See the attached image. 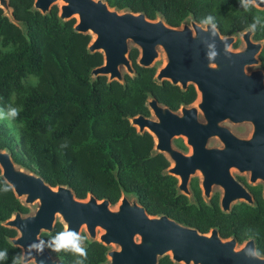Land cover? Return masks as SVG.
I'll return each mask as SVG.
<instances>
[{
    "label": "trees",
    "instance_id": "1",
    "mask_svg": "<svg viewBox=\"0 0 264 264\" xmlns=\"http://www.w3.org/2000/svg\"><path fill=\"white\" fill-rule=\"evenodd\" d=\"M103 1L109 8L142 13L148 20L161 17L173 28L187 19L203 23L212 16L222 36L248 27L256 30V38L264 36V10L251 5L246 10L240 0ZM32 3L8 0L13 20L23 28L10 23L0 9V110L18 126L14 150L9 131L0 124V150H7L16 165L38 174L48 186L68 187L76 199L89 193L113 205L121 193L135 195L149 216L165 215L202 234L213 228L221 239L233 238L237 244L252 238L256 254L264 256L262 202L255 209L238 205L221 214L215 200L207 205L200 199L194 183L188 202L176 192L175 179L162 174L168 163L162 155L151 154V136L137 135L127 121L147 115L148 96L174 110L193 100V89L180 92L166 81L155 84L153 67L135 65L134 48L128 59L135 74L123 75L122 85L108 84L105 77L89 80L90 69L102 63L99 53L86 52L90 36L73 32L74 19L59 22L55 6L42 16L31 11ZM28 77L35 79L34 85L27 84ZM11 108L19 110L15 119L9 116ZM4 187L0 178V223L14 211L27 213L11 190L2 192ZM60 232L62 226L55 223L51 234L40 235L60 264H105L106 248L96 242H84L86 259L71 250L53 251L51 241ZM15 236L13 230L0 226V252L5 253L0 264H20L19 249L7 242ZM158 264L173 263L164 256Z\"/></svg>",
    "mask_w": 264,
    "mask_h": 264
},
{
    "label": "water",
    "instance_id": "2",
    "mask_svg": "<svg viewBox=\"0 0 264 264\" xmlns=\"http://www.w3.org/2000/svg\"><path fill=\"white\" fill-rule=\"evenodd\" d=\"M57 2V20L75 19L73 32L90 36L86 52H97L102 57L101 65L90 69L89 80L105 77L108 84L114 81L122 85V71L129 77L135 74L128 59L130 46L138 52L135 65L144 69L152 67L160 50L164 64L155 71L152 79L155 84L166 81L181 91L195 84L197 107L204 117L213 102L216 107L221 105L224 117L251 126L248 139L239 140L227 133L224 149L220 151L204 149L193 128L194 108L181 107L179 114L172 113L148 96L145 105L152 119L143 115L127 118L137 135L146 132L151 136V154L162 153L171 162V167L162 174L177 178L178 193L189 197L188 180L198 173L205 201L211 186L223 189L219 200L222 212H228L230 204L242 196L251 205V200L241 195L228 174V169L234 167L247 172L251 182L264 181V86L260 79L244 76L242 64H233L245 58L247 50L225 56L224 42L230 45L232 38L221 37L211 24L198 25L187 19L173 28L161 17L148 20L142 13L111 9L103 0H33L31 11L47 15ZM244 3L251 5V0ZM254 8L264 10V0ZM0 9L10 23L23 28L13 20L8 0H0ZM250 33L247 30L242 35ZM212 44L215 48L209 47ZM213 52L216 58L209 61L206 55ZM175 136H183L191 146L199 142L194 153L184 156L172 149L170 140ZM20 167L7 150H0V178L4 183L10 182L11 192L21 206L34 207L29 215L14 211L0 223L16 233L7 242L19 249L20 264H60V258L52 256L40 238L42 233L51 234L55 223L62 226V231L67 228L78 237L83 230L89 242L104 248L113 246L104 254L105 264H158L164 256L173 264H264V256L256 254L252 238L237 247L233 238L221 239L216 229L202 234L165 215L149 216L135 195L127 198L121 193L113 208L108 200L98 201L89 193L85 199H76L68 187H50L38 174ZM225 191L231 194L227 196ZM79 244L86 247L82 240Z\"/></svg>",
    "mask_w": 264,
    "mask_h": 264
},
{
    "label": "flooded vegetation",
    "instance_id": "3",
    "mask_svg": "<svg viewBox=\"0 0 264 264\" xmlns=\"http://www.w3.org/2000/svg\"><path fill=\"white\" fill-rule=\"evenodd\" d=\"M197 24L202 25L203 23H197ZM247 30H250L251 33L248 36L244 37L242 34ZM255 32L256 30L254 28L248 27L228 36H222L220 34L219 35L221 37L232 38V42L230 44L231 48L229 50L230 53L234 54V53L244 52L245 50H247V52L245 53L246 57L235 60L233 64L236 65L242 64V74L244 76H254V78L260 79L262 85L264 86V36L262 38H256ZM246 42L250 43V45L246 46ZM254 45H258L257 48H255ZM188 87H191L194 91V98L190 103L188 104L180 103L174 110H171L170 108H168L167 106L161 103L158 102L157 103L163 107H166L172 113H176V114H179V110L181 107L194 108L193 128L195 130V133L200 135V139L204 144L203 145L204 149L220 150V151L223 150L225 146V142L227 141V133L239 140L248 139L251 133V126L248 123L235 122L233 120L224 117V115L222 114L223 109L221 108V105H218L216 107L214 103L211 102L210 105H208V110L206 111V116L204 117L200 109L197 107L199 97H198V93L195 90V84L188 85L186 89ZM177 88L179 89L180 92L186 91V89L184 91H181L179 87ZM144 107L147 112V115H143V116L152 119L151 112L146 107L145 103H144ZM198 143L199 142H194L193 146L188 145L183 136H175L172 137L170 140L171 148L184 156L192 155ZM152 150H153V144L151 151ZM156 154L162 155L167 161L168 164L165 169L171 167V162L167 160L164 154L159 152ZM228 174L231 180L233 181V183L240 188L241 195L242 194L247 195L248 198L251 200L252 202L251 205L247 204L244 198H242L243 197L242 196L238 200L230 204L228 212L225 213L222 212L219 208V200L221 199L224 193L223 189L220 188V186H211L208 199L207 201H205L202 197L201 189L199 187L200 177L199 178L193 177L194 175L190 176L187 183V189L190 194L189 197L181 193H178L177 191L176 192L184 196L188 202H192L193 195L190 187L194 183L198 189L200 199L203 202H205L207 205L209 204V202H211V200H215L217 208L221 214H229L232 208L238 205H243L255 209L259 205V203L262 202L264 204V181L256 179L255 181L251 182L249 179V174L247 172L245 171L240 172L237 168L234 167H230L228 169ZM173 178L176 181L175 184L176 187V185L178 184V180L175 177ZM230 194L231 192H226L227 196H229ZM235 196L236 194H233V197ZM81 240L83 242L88 241L87 238L86 240L83 239ZM254 245H255V241H254ZM107 250H110L109 247L106 248V251Z\"/></svg>",
    "mask_w": 264,
    "mask_h": 264
},
{
    "label": "clouds",
    "instance_id": "4",
    "mask_svg": "<svg viewBox=\"0 0 264 264\" xmlns=\"http://www.w3.org/2000/svg\"><path fill=\"white\" fill-rule=\"evenodd\" d=\"M260 0H251V6L258 7ZM241 5L247 10L249 5L244 3V0H240ZM204 24H211L212 28L215 30L217 28V25L214 23V18L212 16H208L206 19L202 21ZM210 48H215V44L209 45ZM231 48V45L227 44V42H224V50H225V56H228L229 50ZM206 58L211 61L216 58V53L213 52L211 54H207ZM215 66V65H211ZM19 115V110L16 108H11L9 110V116L15 119ZM13 186L10 184V182H5V187L2 189V192H7L11 190ZM83 239V237H78L74 235L73 233L69 232L67 228L57 234L51 241V243L54 245L53 251L59 252L61 250H71L83 257L85 259L86 256V250L80 247L79 241ZM5 258V253L0 252V259ZM77 264H83V261H78Z\"/></svg>",
    "mask_w": 264,
    "mask_h": 264
},
{
    "label": "rangeland",
    "instance_id": "5",
    "mask_svg": "<svg viewBox=\"0 0 264 264\" xmlns=\"http://www.w3.org/2000/svg\"><path fill=\"white\" fill-rule=\"evenodd\" d=\"M59 3H55V6L56 8L58 7ZM112 9V8H111ZM75 20V19H74ZM185 22V21H183ZM130 48H132L130 46ZM164 64V57H163V54L162 52L159 50L158 51V56L157 58L154 60L153 64H152V67L155 69V71H157L160 67H162ZM122 74L124 75V72L122 71ZM27 84L28 85H34L35 83V79L32 78V77H28L27 80H26ZM0 124L3 125L8 131H9V134L10 136L12 137V143L14 145V150H17V133H18V126L14 125L10 120L9 118L6 116V114L0 110ZM20 167V166H19ZM22 169H24L23 167H20ZM30 169L32 171H34L33 168L30 167ZM25 170V169H24ZM193 177H196V178H199V174L198 173H195ZM127 198L130 197V195H125ZM86 197V196H85ZM85 197L83 199H85ZM117 203V202H116ZM114 205H112L110 208H113ZM27 213L24 214V215H29L33 212V209L34 207H27ZM56 221H58V219H56ZM97 234H99V231H97ZM83 237V240H86L87 236L86 234L84 233L83 230H81L80 232V237ZM241 246V243L238 244L237 247H240ZM109 249H113V246H110Z\"/></svg>",
    "mask_w": 264,
    "mask_h": 264
}]
</instances>
